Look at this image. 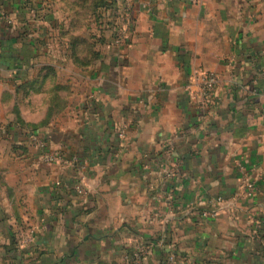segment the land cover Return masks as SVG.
<instances>
[{
	"label": "crops",
	"instance_id": "0c3cea01",
	"mask_svg": "<svg viewBox=\"0 0 264 264\" xmlns=\"http://www.w3.org/2000/svg\"><path fill=\"white\" fill-rule=\"evenodd\" d=\"M105 2L110 23L95 19V0H0V107L57 34L63 48L72 37L91 48L67 58L70 68L58 63L76 104L68 126L58 122L42 137L65 158L35 165L33 181L23 180L34 232L18 234L0 215L4 256L127 264L124 255L144 243L141 264H264V0ZM125 9L131 44L116 46L106 29ZM97 39L101 51L92 50ZM197 69L219 78L204 112L189 88ZM78 77L88 86L81 108ZM38 153L30 152L34 162ZM241 166L257 183L252 197L243 195ZM218 197L225 201L213 203Z\"/></svg>",
	"mask_w": 264,
	"mask_h": 264
},
{
	"label": "rangeland",
	"instance_id": "374dc122",
	"mask_svg": "<svg viewBox=\"0 0 264 264\" xmlns=\"http://www.w3.org/2000/svg\"><path fill=\"white\" fill-rule=\"evenodd\" d=\"M87 13L82 12L85 23ZM95 19L103 20L102 22L105 19L111 21V18L108 19L103 13H99L98 19L96 14ZM108 25L109 27L105 28L106 31L110 30L107 38L114 40L116 31L114 27ZM70 26V29H73L75 25ZM82 29L85 33L87 28L83 26ZM98 35L103 38L104 29L99 27ZM98 39L97 43L91 44L92 50H103L104 44ZM67 44L64 48L63 44L59 45L57 34L50 44L48 54L40 62L35 63L27 74L18 75L12 80L14 91L5 90L3 94L0 107V215L6 217L9 214L11 216V227L15 228L18 234L32 233L37 226L36 214L32 208L33 194L26 192L25 189L24 193L22 192L23 180L26 179L25 182L29 185L30 180L33 181L34 166L47 165L40 160L39 153L38 160L34 162V155L30 152L35 153L36 146L29 140V137L32 135L42 137L52 132L58 128V122L64 127L68 126L69 122L65 121L66 113L71 106L76 104L72 94L66 90L67 88L65 89L67 84H70V73L61 70L59 74L58 63L62 68H70L68 60L72 59L71 56L78 54L84 56V53L91 50L89 43L75 42L74 37ZM58 53L61 54L60 57ZM58 83L64 87L61 91H58ZM77 83L78 87L73 92L77 97V108H81L83 104L80 105V103L87 96L88 86L82 77H78ZM18 135L20 136L17 137ZM52 147L56 149L53 144ZM5 252L7 253V245L0 241V264H11V260L4 256Z\"/></svg>",
	"mask_w": 264,
	"mask_h": 264
},
{
	"label": "built area",
	"instance_id": "2783aa9c",
	"mask_svg": "<svg viewBox=\"0 0 264 264\" xmlns=\"http://www.w3.org/2000/svg\"><path fill=\"white\" fill-rule=\"evenodd\" d=\"M190 2H195V0H189ZM126 10V9H125ZM130 15L126 12L122 13L121 22L114 26L116 31L114 44L116 46H129L131 43V35H130ZM218 75L206 69H197L194 72V75L190 84V94L193 95V99L197 108L204 112L213 102L217 86H218ZM196 86L194 90L193 87ZM122 137L124 133L121 134ZM29 140L36 146V149L39 152V158L41 161L47 164H55L61 162L65 157L61 153V151L54 149L52 144L45 138L39 135H32L29 137ZM168 152H171L169 149ZM77 162V159L74 160ZM242 173H245L246 169L244 166L240 167ZM242 191L243 195L247 197H252L256 193L257 183L256 181L248 176L246 173L242 176ZM57 185H61V183H57ZM75 191L78 195L85 194V188L82 182H78L75 186ZM225 200L223 197H218L213 200V203H223ZM215 213L210 210H204L202 212L203 217L214 216ZM147 246L144 243L137 245L133 250L129 251L124 255V260L127 264H141L143 262L144 257L147 254Z\"/></svg>",
	"mask_w": 264,
	"mask_h": 264
},
{
	"label": "trees",
	"instance_id": "16d2710c",
	"mask_svg": "<svg viewBox=\"0 0 264 264\" xmlns=\"http://www.w3.org/2000/svg\"><path fill=\"white\" fill-rule=\"evenodd\" d=\"M103 7V10L101 11H98L100 10L101 8ZM104 7H106L104 10ZM95 8H96V11H95V14H97V19L99 18V13H105L107 12L108 10H110V7L108 5H106V2L105 0H95ZM113 11V10H112ZM99 21V20H97ZM100 40V39H99Z\"/></svg>",
	"mask_w": 264,
	"mask_h": 264
}]
</instances>
